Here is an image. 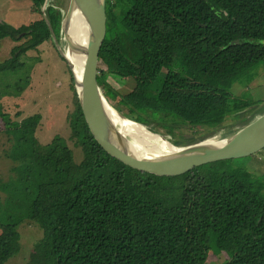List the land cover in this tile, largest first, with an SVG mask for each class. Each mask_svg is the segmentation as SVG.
<instances>
[{
  "label": "trees",
  "instance_id": "obj_1",
  "mask_svg": "<svg viewBox=\"0 0 264 264\" xmlns=\"http://www.w3.org/2000/svg\"><path fill=\"white\" fill-rule=\"evenodd\" d=\"M30 1L39 20L18 29L0 23V40L26 39L0 62V74L22 68V54L47 42L55 49L51 32L60 44L64 5L46 2L48 25L45 0ZM259 63L264 0H107L98 85L109 103L119 98L127 118L154 133L167 118L219 130L228 118L256 108L230 89L251 82L247 75ZM109 78L134 87L121 94ZM70 88L68 139L56 135L41 144L39 113L15 122L0 109L10 143L5 155L15 164L12 176L0 180V264L19 252L18 229L26 220L42 231L26 264H206L212 254L224 255V264H264V173L255 175L235 159L182 177L134 171L92 137L71 73ZM168 138L178 147L202 141ZM69 141L80 150L79 162Z\"/></svg>",
  "mask_w": 264,
  "mask_h": 264
},
{
  "label": "rangeland",
  "instance_id": "obj_2",
  "mask_svg": "<svg viewBox=\"0 0 264 264\" xmlns=\"http://www.w3.org/2000/svg\"><path fill=\"white\" fill-rule=\"evenodd\" d=\"M54 2L58 6L64 5V7H60L64 16L69 0H54ZM40 16L33 13L30 0H0V23H5L18 29L21 26H28L31 22L39 20ZM16 38L18 40H11L9 37L0 40V62L11 58L13 49L26 41L25 38L20 36ZM60 47L64 48L61 36ZM57 53L56 47L54 49L52 44L47 42V44L40 46L37 51H29L22 54L20 61L25 63L22 68L12 73L0 74L1 111L8 112L12 121L15 122L39 113L42 119L35 136L41 144L49 143L56 135L68 139L70 132L68 115L73 109L70 70H68L69 68L63 58ZM4 75H7L5 80L1 78ZM247 77L250 80L252 79L251 82L245 84V81H238L231 86L230 91L235 97L256 102V108L246 110L237 118L233 116L228 118L219 130L189 128L186 124L175 119H163L160 122L162 125L157 127L158 134L169 142L168 137L175 138L180 142H187L191 139L207 142L222 138L221 136L232 130L235 125H241L246 120L254 117L260 110H264V64H257L251 69ZM108 83L115 91L121 94H128L134 87V83L131 80L123 81L109 78ZM20 84L23 86L22 90L19 87ZM16 89L19 92L18 94H14ZM110 101L112 107L114 106L122 115L129 116L128 110L124 105L120 104L119 98H110ZM67 104H69V107L66 115ZM17 112L20 113L19 116L16 115ZM6 128L7 126L0 120V180L3 181H7L12 176L11 168L15 165L5 155L10 147V143L3 133V129ZM171 130L172 133L169 135ZM160 132L166 134L167 137L160 134ZM68 144L75 152V161L79 162L81 160L80 150L74 147L73 142L69 141ZM235 160L255 175L264 173V149L253 155ZM3 232V229L0 228V236ZM18 232L20 234V250L16 255L10 257L6 264H26L34 245L42 237L41 229L31 220H26L18 229ZM225 261L226 257L224 255L214 256L212 254L206 264H224ZM40 264H46V262L41 261Z\"/></svg>",
  "mask_w": 264,
  "mask_h": 264
},
{
  "label": "water",
  "instance_id": "obj_3",
  "mask_svg": "<svg viewBox=\"0 0 264 264\" xmlns=\"http://www.w3.org/2000/svg\"><path fill=\"white\" fill-rule=\"evenodd\" d=\"M45 6L46 0L41 7L44 18ZM73 9H76L83 17L88 33L86 44L79 49L85 56L79 79L74 75L71 64L64 54L67 46L72 47L64 29L68 28L69 15ZM45 21L48 24L46 18ZM49 29L52 31L50 26ZM106 33L107 0H69L61 21L60 36L64 43L63 49L53 32L51 35L59 55L66 62L72 75L77 100L89 132L109 157L139 173L170 178L190 175L219 162L247 157L264 149L263 113L231 135L210 143L207 141L178 147L170 142L177 151L155 157L142 158L128 152L123 147L118 131L111 124L106 107L107 105L112 107V105L105 98L97 82L100 55L106 41ZM112 108L117 111L114 107ZM117 112L127 118L119 111Z\"/></svg>",
  "mask_w": 264,
  "mask_h": 264
},
{
  "label": "bare ground",
  "instance_id": "obj_4",
  "mask_svg": "<svg viewBox=\"0 0 264 264\" xmlns=\"http://www.w3.org/2000/svg\"><path fill=\"white\" fill-rule=\"evenodd\" d=\"M72 47H66L64 54L71 64L77 79L82 71L84 54L79 51L87 41V26L76 9L69 15L68 28L64 29ZM75 47V48H74ZM112 126L118 131L123 147L137 157H155L177 151L164 137L151 133L140 124L121 116L112 107H106ZM214 140L208 141V143Z\"/></svg>",
  "mask_w": 264,
  "mask_h": 264
}]
</instances>
